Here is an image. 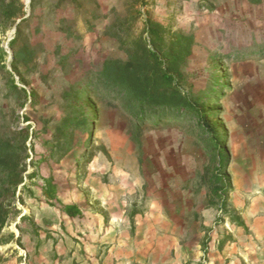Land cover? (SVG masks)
Segmentation results:
<instances>
[{
  "label": "rangeland",
  "instance_id": "374dc122",
  "mask_svg": "<svg viewBox=\"0 0 264 264\" xmlns=\"http://www.w3.org/2000/svg\"><path fill=\"white\" fill-rule=\"evenodd\" d=\"M256 224L264 0H0V264H242Z\"/></svg>",
  "mask_w": 264,
  "mask_h": 264
},
{
  "label": "trees",
  "instance_id": "16d2710c",
  "mask_svg": "<svg viewBox=\"0 0 264 264\" xmlns=\"http://www.w3.org/2000/svg\"><path fill=\"white\" fill-rule=\"evenodd\" d=\"M150 35H151V40L154 43L155 47L158 49V51L161 53L162 56H165L167 54H165V50H164V43H163V39L162 37H160L159 33L157 32V30H155V28H151L150 29ZM149 54L154 58V60L157 63H161V61L158 59L157 53L153 50H149ZM81 77H82V72L79 73L72 85L71 88L69 90V92H75V90H77L78 92L83 91V92H87L88 91V85L82 83L81 81ZM10 88L14 89V90H20V86L16 83H14L13 81L11 82ZM68 108H69V112L67 114H64V118L61 124H58L55 126V130L56 132H58L61 135H65L67 134V130L69 127V121L71 120V118L73 116L80 115L81 114V109L84 108L83 102L82 100H75L74 97L69 99L68 101ZM64 126V127H63ZM82 131L83 129H81L78 133L79 137H81V139H83L81 146L86 142L87 137H84L82 135ZM31 177L35 176V173L30 174ZM81 205H77V204H70L67 205L65 207V210L68 213V216L71 220L75 221L77 219H82L84 217V213L81 210Z\"/></svg>",
  "mask_w": 264,
  "mask_h": 264
},
{
  "label": "crops",
  "instance_id": "0c3cea01",
  "mask_svg": "<svg viewBox=\"0 0 264 264\" xmlns=\"http://www.w3.org/2000/svg\"><path fill=\"white\" fill-rule=\"evenodd\" d=\"M256 238L258 240L257 250L252 254H247L242 264H264V224H256ZM209 264H228L222 255L218 252H210L208 254ZM244 259V258H241ZM243 261H246L243 263Z\"/></svg>",
  "mask_w": 264,
  "mask_h": 264
},
{
  "label": "bare ground",
  "instance_id": "6f19581e",
  "mask_svg": "<svg viewBox=\"0 0 264 264\" xmlns=\"http://www.w3.org/2000/svg\"><path fill=\"white\" fill-rule=\"evenodd\" d=\"M11 53V52H10Z\"/></svg>",
  "mask_w": 264,
  "mask_h": 264
}]
</instances>
